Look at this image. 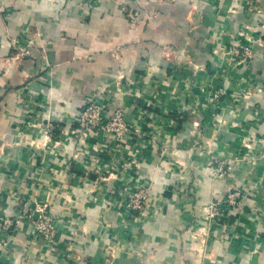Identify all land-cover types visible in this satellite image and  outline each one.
I'll return each instance as SVG.
<instances>
[{
    "label": "crops",
    "instance_id": "1",
    "mask_svg": "<svg viewBox=\"0 0 264 264\" xmlns=\"http://www.w3.org/2000/svg\"><path fill=\"white\" fill-rule=\"evenodd\" d=\"M262 20L264 0H0V263L105 264L129 230L144 254L115 264H264V156L244 145L264 135ZM241 32L261 38L247 61ZM89 102L123 111L120 143L74 126ZM137 160L163 211L126 227Z\"/></svg>",
    "mask_w": 264,
    "mask_h": 264
},
{
    "label": "rangeland",
    "instance_id": "2",
    "mask_svg": "<svg viewBox=\"0 0 264 264\" xmlns=\"http://www.w3.org/2000/svg\"><path fill=\"white\" fill-rule=\"evenodd\" d=\"M254 38V37H253ZM255 39V38H254ZM103 107V106H102ZM103 111L111 118L113 115L116 116V112L121 113V117L123 119V124L125 125V128L119 133L118 131H109L107 129H103V124L98 125L97 123L90 125L92 130L93 129H101L106 134L115 136L117 142L122 141V138H124V134L129 130V124L125 120V116L122 110L117 109L113 113H109L110 110L106 111L103 107ZM81 112H79V115L74 118L73 122L75 123L74 126L76 128H84L85 132H90L92 130H87L84 125L82 124L81 119ZM113 120V119H112ZM110 119L106 120L104 122L107 123L109 121H112ZM120 122V120H118ZM99 123V122H98ZM83 131V132H84ZM58 138V137H57ZM56 138V140H57ZM162 153V152H161ZM159 155V157L164 158L163 155ZM166 155V154H164ZM139 161L137 160V164H134L133 169L131 172L127 173L125 175V181L124 184L118 188L115 191V194L117 195V205L118 210L123 211V224L126 227H129L128 224L133 220H136V218H140V221L146 220V218L152 217L150 215V211H163V205H158L156 203V199L153 197V186H154V179L148 175H142V174H136L135 170L139 168ZM136 168V169H134ZM125 169V166L123 167ZM169 169V168H168ZM168 169H165L167 171ZM130 171V170H129ZM221 172L225 174L224 167H221ZM164 191L168 193L176 192L177 195L182 196L181 189L177 186H170V185H164L163 187ZM171 191V192H170ZM114 192V191H112ZM162 195V201L167 199V195ZM113 202V201H112ZM112 202H110L112 204ZM37 203H40V201H37ZM41 204H47L48 203H41ZM36 205L32 211H36ZM49 208V206H48ZM214 211V209H212ZM143 214V215H142ZM216 214L214 215V217ZM115 242L112 243V245L109 247L108 252H106V261L105 264H115L114 260L118 259H124L129 258L132 255H142L144 254L136 245H134L133 240L135 239V235H131L129 230H126V234H124L123 237L115 236Z\"/></svg>",
    "mask_w": 264,
    "mask_h": 264
},
{
    "label": "built area",
    "instance_id": "3",
    "mask_svg": "<svg viewBox=\"0 0 264 264\" xmlns=\"http://www.w3.org/2000/svg\"><path fill=\"white\" fill-rule=\"evenodd\" d=\"M88 2H91L93 0H87ZM263 34H264V20H262ZM240 36L243 38L242 41L236 46V52L238 53L239 58L242 61H247L249 59H252L256 55V49H255V43H258L261 38L254 39L253 36H251L247 32H241ZM223 94V91L218 90L213 93V96L215 100H217V97ZM81 119L82 124L87 130H92L90 125H93L97 123L98 125L103 124V129H107L109 131H118L121 133V131L125 128V125L123 124V119L121 117V113L116 112V116L114 115L109 118L106 116V114L103 111V107L97 103L89 102L88 104L84 105L81 108ZM112 120L104 124L106 120ZM120 120V122H118ZM99 122V123H98ZM84 130V128H83ZM244 145L248 148L254 147V149L257 151L258 155L264 156V135L257 136L254 134H249L246 137V140L244 142ZM240 199V194L238 192H232L229 194L228 202L232 205H237L238 201ZM36 212L38 213L36 218V231L43 236L47 240H53L56 236V226L54 223V219L51 216V214L48 211V205L47 204H41L36 203ZM229 208V207H228ZM218 204L214 205V213L211 212V215H215L218 211ZM229 217L226 218L228 220ZM10 225V223H7ZM1 264V263H0Z\"/></svg>",
    "mask_w": 264,
    "mask_h": 264
}]
</instances>
